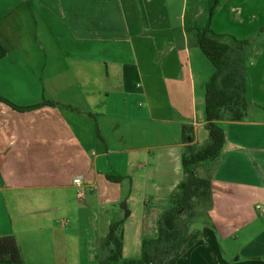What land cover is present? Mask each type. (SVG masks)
I'll return each mask as SVG.
<instances>
[{
  "label": "crops",
  "instance_id": "obj_1",
  "mask_svg": "<svg viewBox=\"0 0 264 264\" xmlns=\"http://www.w3.org/2000/svg\"><path fill=\"white\" fill-rule=\"evenodd\" d=\"M220 1L227 23L242 27L229 37L250 41L247 116L219 123L212 208L176 264H264V33L253 41L263 0ZM186 4L0 0V97L57 105L19 112L0 103V237L15 239L24 264H96L122 201L123 259L156 237L182 180L181 126L198 144L207 138L203 87L213 68L184 31Z\"/></svg>",
  "mask_w": 264,
  "mask_h": 264
},
{
  "label": "trees",
  "instance_id": "obj_2",
  "mask_svg": "<svg viewBox=\"0 0 264 264\" xmlns=\"http://www.w3.org/2000/svg\"><path fill=\"white\" fill-rule=\"evenodd\" d=\"M210 1L205 17L185 32H192L194 47L210 62L213 73L203 87V128L207 138L198 144L194 141L191 125L180 128L182 180L169 195L168 206L158 218L156 237L142 240L137 259H123V225L129 216L125 201L119 204L120 219L108 225L100 241L101 252L96 264H176L177 260L201 239L194 225H205L212 208V163L224 144L220 122H241L247 116L245 60L250 41L215 34L210 19L217 0ZM186 24V19H185ZM0 103L19 112L32 111L44 106H57L41 102L34 106L17 107L0 97ZM203 174H199V171ZM107 181L121 183L124 177L106 176ZM0 264H24L15 239L0 237Z\"/></svg>",
  "mask_w": 264,
  "mask_h": 264
},
{
  "label": "rangeland",
  "instance_id": "obj_3",
  "mask_svg": "<svg viewBox=\"0 0 264 264\" xmlns=\"http://www.w3.org/2000/svg\"><path fill=\"white\" fill-rule=\"evenodd\" d=\"M225 2L217 0L216 2V6L213 8V18L210 19V29L215 33V32H221V33H225L229 36V34H233L235 32H237L238 28H242L240 26L237 25H233L230 24L232 22H230L229 24L227 23L226 19L227 17H229V14L227 13L228 9L227 7H223L226 6L224 4ZM210 6V1L208 0H187V4H186V8H185V19H186V26L185 27H191L192 25H194L195 23H199L207 14L208 9ZM260 7V6H259ZM259 7H257V9L259 10L258 15H255V20L254 22H258L260 24V27L262 26V28H260V30H258L257 32L252 28L249 30H244L247 33H253L256 32V37L253 39L254 42H257V36L259 33H261V35L264 33V0H263V5H262V9H259ZM237 14L234 12L233 14H231V18L232 19H236ZM211 20L213 21L211 24ZM189 34H191V36L193 35L192 32H188ZM216 34V33H215ZM264 37V36H263ZM191 38H188L189 41H191ZM249 38V36L247 37ZM250 40V39H249ZM201 55V59L204 61V63H206V65L210 68L212 67L210 62L204 58ZM211 69V68H210ZM199 174H203V171H199ZM99 251L100 248H99ZM103 257V255H102Z\"/></svg>",
  "mask_w": 264,
  "mask_h": 264
},
{
  "label": "built area",
  "instance_id": "obj_4",
  "mask_svg": "<svg viewBox=\"0 0 264 264\" xmlns=\"http://www.w3.org/2000/svg\"><path fill=\"white\" fill-rule=\"evenodd\" d=\"M73 184L78 187L77 197L82 198L83 197V190L80 187V178H75L73 180Z\"/></svg>",
  "mask_w": 264,
  "mask_h": 264
}]
</instances>
